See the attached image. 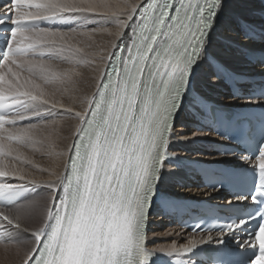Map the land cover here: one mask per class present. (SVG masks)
<instances>
[{
    "label": "snow or ice",
    "instance_id": "snow-or-ice-1",
    "mask_svg": "<svg viewBox=\"0 0 264 264\" xmlns=\"http://www.w3.org/2000/svg\"><path fill=\"white\" fill-rule=\"evenodd\" d=\"M230 8V0H0V243L22 246L20 264H151L148 212L173 162L175 117ZM90 24L115 26L107 56ZM93 56L103 68L80 97L79 69ZM66 119L76 124L63 149ZM258 153L252 189L236 196L253 211L219 226L216 240L244 233L236 244L247 259L236 264H264V147ZM37 155L62 161L61 170L41 167ZM41 187L47 195H37ZM253 219L260 223L247 229ZM213 239L160 251L179 257Z\"/></svg>",
    "mask_w": 264,
    "mask_h": 264
},
{
    "label": "bare ground",
    "instance_id": "bare-ground-1",
    "mask_svg": "<svg viewBox=\"0 0 264 264\" xmlns=\"http://www.w3.org/2000/svg\"><path fill=\"white\" fill-rule=\"evenodd\" d=\"M238 1L240 0H230L231 8L212 36L208 55L199 62L198 67L194 68L190 77L189 93L183 98L181 108L175 117L174 123L178 124L177 127H174V139L169 145V153L172 154L171 160L173 162H165L161 181L157 186L160 196L156 198L158 201L167 200L171 202V207L163 209L155 203L149 213L146 227V246L149 251L154 253L152 257L153 264L168 263L174 258L185 259L190 264H212L210 258L197 256V254L205 255L207 253L206 249L209 250L212 247L221 245L216 243V240L220 238L218 233L211 234L214 237L212 243H198L194 251L186 255L177 257L173 254L169 256L166 252L160 251L161 248L167 249L173 244L177 247L187 244L191 239L199 241L201 238H207L208 234H193L182 226L183 220L188 217V211H198L195 206L188 205V202L199 200L210 202L217 205L216 210L220 213H232L234 211L233 205L246 203L245 201H237V195L228 191L209 188L205 184V179L208 176L196 166L199 163L222 162L225 165H237L240 167L243 165V161L232 157L233 155L240 156V154L232 153L229 158L223 160L224 158L216 155L219 150L217 148L218 143L211 138H207L208 132L206 130L195 132L197 136L180 133L191 128L187 122L193 123L194 126L203 125L213 130L214 123L211 116L213 111L224 113L226 112L224 109H229L243 112L247 108L264 107V97L255 92L256 87L264 86V64L260 62L264 57L253 58L252 54L256 53L255 51L260 48L252 50L254 48L252 45H254L255 41L250 45L252 40L246 39L242 31V29H251L254 35L260 37L259 31L264 28V2L259 0L258 4H263L253 7V10L259 11L256 14L253 10L244 11L246 7L237 5ZM73 27L75 25L71 28ZM105 27L107 31L95 24H90L88 30L96 29L93 35L96 49L101 55L107 56L108 52L111 51L112 42L116 40L108 32L114 33L116 28L112 24H108ZM69 29L68 27L67 30ZM237 40L240 44L235 43ZM245 49L248 52L250 51L248 53L249 59L243 58L246 56ZM90 59L95 60L93 65L79 69L81 72L80 97L90 96L95 90L96 80L94 77L98 76L99 73L93 72V68H103V62L100 61L99 56H93ZM255 61H258V63H254ZM211 75L212 78H209ZM230 86H233V90L230 89ZM65 102L71 103V101L67 100ZM76 107L77 110L81 108L78 102ZM179 118H183V120L181 119L182 121L178 122ZM75 124V120L66 119L64 121L60 132L62 139L58 141L61 148L66 149L71 145ZM178 131L180 132L176 133ZM180 139H191L195 142V145L191 146L190 142L187 143L185 141L179 142ZM191 147H194V149H191ZM195 147L198 148V152L192 153L197 150H195ZM34 160L41 167L55 168L57 171L61 170L57 165L61 164L62 161H56L53 158H41L39 155L34 157ZM189 162H192V164H188ZM250 162L258 166V160L253 158ZM37 178L47 180L49 176L47 173H37ZM11 182L15 183L18 181L11 180ZM47 193L48 190L46 188L37 189V195H47ZM161 228H166V230L162 232V230L160 231ZM242 238L244 236L239 234L236 235L235 240L228 236L222 245L235 246L237 245L236 241ZM22 239L30 240L31 237L26 233ZM21 247L17 243H12L8 245V250L6 251L5 245L0 243V264H20L23 253L21 251L18 256L17 249Z\"/></svg>",
    "mask_w": 264,
    "mask_h": 264
},
{
    "label": "rangeland",
    "instance_id": "rangeland-1",
    "mask_svg": "<svg viewBox=\"0 0 264 264\" xmlns=\"http://www.w3.org/2000/svg\"><path fill=\"white\" fill-rule=\"evenodd\" d=\"M258 2H259V0H240V1H238L237 2V5H239L240 7H246L245 8V10L244 11H252L253 10V7H255V6H261V5H259L258 4ZM251 3V4H250ZM250 7V8H249ZM253 12H255L256 14H257V12L259 13V11H256V10H253ZM263 19H264V17H263ZM47 26V25H46ZM73 25H56V27H60V28H62V29H68V27L69 28H71ZM237 29H238V27H236ZM231 30H234V29H231ZM239 30V29H238ZM259 33H260V31H259ZM241 36V35H240ZM241 38H243L242 36H241ZM255 41V42H254ZM253 42H254V45H252L253 44ZM235 43H239L240 44V42H238V40L235 42ZM242 45H244V44H242ZM247 45V44H246ZM250 45H252V46H254V48L252 49V50H256V48H260V49H258V50H256L255 52L256 53H253L252 54V56H253V58H257V57H259V56H261V57H264V41H262L261 40V37H259V36H257V35H254V39L252 40V42H251V44ZM249 46V45H248ZM246 47V46H245ZM223 49H226V48H223ZM228 51H229V49H227ZM244 52H245V55L246 56H244L243 58L244 59H249V55H248V53H250V51L248 52L247 51V49H245L244 50ZM240 54V53H239ZM254 63H258V61H255ZM256 65V64H255ZM209 78H212V75L211 76H209ZM226 84V83H225ZM226 92V91H225ZM230 96V95H229ZM240 96V95H239ZM239 96H238V98H239ZM240 98H245V97H240ZM241 100H243V99H241ZM183 120V118H179L177 121L178 122H181L182 120ZM184 122V121H183ZM177 124L178 123H174V127H177ZM180 124V123H179ZM187 124L189 125V127H191L190 129H186V130H183V131H178V132H176V133H183V134H188V135H194V136H197V132H202V131H207L208 132V136H207V138H211L213 141H215V142H217V143H220V137H217V134L216 133H214L213 132V130L211 129V128H207L206 126H203V125H199V126H194L193 125V123L192 124H190V123H188L187 122ZM193 125V126H192ZM188 127V126H187ZM196 132V133H195ZM212 134V135H211ZM213 134H215V135H213ZM191 135V136H192ZM187 142V143H189L191 146H194L195 144V142L194 141H192L191 139H188V140H186V139H180L179 140V142ZM191 149H194V147L192 148L191 147ZM197 149V150H196ZM195 150L196 151H194V152H192V153H195V152H198V148H196L195 147ZM201 154H203V153H201ZM216 155H219V156H221L220 154H219V152L217 151L216 152ZM229 156H230V154L227 156H221L222 158H224L223 160H225V159H227V158H229ZM236 159H238L237 157H235ZM255 160H257V158H255ZM158 213V212H157ZM153 221H154V219H153ZM162 230V232L163 231H165L166 230V228H161L160 229V231Z\"/></svg>",
    "mask_w": 264,
    "mask_h": 264
}]
</instances>
